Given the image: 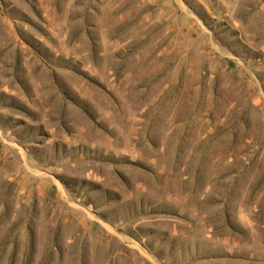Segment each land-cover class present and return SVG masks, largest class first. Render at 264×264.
I'll use <instances>...</instances> for the list:
<instances>
[{
  "label": "rangeland",
  "instance_id": "rangeland-1",
  "mask_svg": "<svg viewBox=\"0 0 264 264\" xmlns=\"http://www.w3.org/2000/svg\"><path fill=\"white\" fill-rule=\"evenodd\" d=\"M0 264H264V0H0Z\"/></svg>",
  "mask_w": 264,
  "mask_h": 264
}]
</instances>
